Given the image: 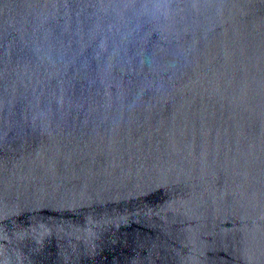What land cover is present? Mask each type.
I'll return each instance as SVG.
<instances>
[{
    "label": "water",
    "instance_id": "obj_1",
    "mask_svg": "<svg viewBox=\"0 0 264 264\" xmlns=\"http://www.w3.org/2000/svg\"><path fill=\"white\" fill-rule=\"evenodd\" d=\"M0 264H264V0H0Z\"/></svg>",
    "mask_w": 264,
    "mask_h": 264
}]
</instances>
